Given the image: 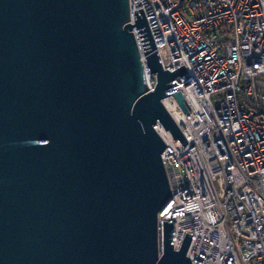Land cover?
I'll use <instances>...</instances> for the list:
<instances>
[{"label": "water", "instance_id": "1", "mask_svg": "<svg viewBox=\"0 0 264 264\" xmlns=\"http://www.w3.org/2000/svg\"><path fill=\"white\" fill-rule=\"evenodd\" d=\"M130 0H0V264H192L159 213L165 69ZM138 27L146 61L133 32ZM155 74L154 88L147 73Z\"/></svg>", "mask_w": 264, "mask_h": 264}, {"label": "built area", "instance_id": "2", "mask_svg": "<svg viewBox=\"0 0 264 264\" xmlns=\"http://www.w3.org/2000/svg\"><path fill=\"white\" fill-rule=\"evenodd\" d=\"M143 8L165 69L187 71L164 103L184 139L158 123L172 197L159 213L186 232L192 264H264V0H130ZM142 58L144 47L138 31ZM155 74L147 73L154 88Z\"/></svg>", "mask_w": 264, "mask_h": 264}, {"label": "bare ground", "instance_id": "3", "mask_svg": "<svg viewBox=\"0 0 264 264\" xmlns=\"http://www.w3.org/2000/svg\"><path fill=\"white\" fill-rule=\"evenodd\" d=\"M156 129H157V125H156Z\"/></svg>", "mask_w": 264, "mask_h": 264}]
</instances>
